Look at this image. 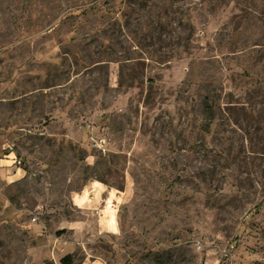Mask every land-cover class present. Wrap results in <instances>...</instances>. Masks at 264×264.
<instances>
[{"label":"rangeland","instance_id":"obj_1","mask_svg":"<svg viewBox=\"0 0 264 264\" xmlns=\"http://www.w3.org/2000/svg\"><path fill=\"white\" fill-rule=\"evenodd\" d=\"M10 152L0 264H264V0H0Z\"/></svg>","mask_w":264,"mask_h":264},{"label":"crops","instance_id":"obj_2","mask_svg":"<svg viewBox=\"0 0 264 264\" xmlns=\"http://www.w3.org/2000/svg\"><path fill=\"white\" fill-rule=\"evenodd\" d=\"M25 172L22 169L15 165V160L12 158V153L4 154L0 156V181L7 182L10 184L11 182H15L23 178ZM94 189L95 192H92ZM98 190L99 194H103L104 190H101L97 187H89L85 190L82 195H79L75 198L74 203L79 209H83L86 207V198H90L96 201L95 194ZM88 194V195H87ZM94 194V196L92 195ZM4 205H8V202H4ZM102 210L101 214L98 216V227L106 233H113L115 229H117L115 218L112 221V216L109 213L104 212ZM114 217V216H113Z\"/></svg>","mask_w":264,"mask_h":264},{"label":"trees","instance_id":"obj_3","mask_svg":"<svg viewBox=\"0 0 264 264\" xmlns=\"http://www.w3.org/2000/svg\"><path fill=\"white\" fill-rule=\"evenodd\" d=\"M62 262L64 264H70L71 263V257L69 255L65 256L64 259L62 260Z\"/></svg>","mask_w":264,"mask_h":264}]
</instances>
